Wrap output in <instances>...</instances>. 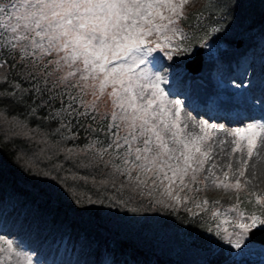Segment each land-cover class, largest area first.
Listing matches in <instances>:
<instances>
[{"label":"snow or ice","instance_id":"snow-or-ice-1","mask_svg":"<svg viewBox=\"0 0 264 264\" xmlns=\"http://www.w3.org/2000/svg\"><path fill=\"white\" fill-rule=\"evenodd\" d=\"M189 2L3 0L0 2V69L4 72L0 76L10 85V90L0 87V107L9 101L24 103L28 116L33 117L44 110L46 114L39 118L57 124L51 133L28 129L26 122L16 117L13 120L24 129V136L37 132L46 144L49 136L59 137L51 143L50 150L54 154L65 152L66 158L74 151L67 147V141L78 140L76 129L84 128L89 142L83 148L76 146L77 154H84L79 167H111L112 172H100V175L112 180L126 175L136 187H147V180L140 176L152 173L153 185L162 188L168 200L177 207L186 203L189 197H181L179 192L188 188L186 177L196 182L197 173L203 170L210 149L202 150V145L211 138L212 126L200 122L199 134H186L187 124L181 127V102L169 100L161 88L166 80L163 69L153 70V67L161 53L171 61L175 56L193 54L194 44L206 46L209 37L223 31L219 26L221 21L215 19L217 13L227 17L232 8L231 0H208L194 14L197 26L193 28L189 23L185 31L180 22L187 19L184 9ZM199 32L203 35H198ZM154 53L157 55L153 56ZM9 67L17 69L15 75L29 87L10 79L5 74ZM89 93L93 99L86 103L82 97ZM105 95L111 101L110 114L89 117L88 110L95 111L96 101ZM77 103L83 110L76 107ZM0 116H4L3 111ZM82 118L93 123L85 124ZM228 135L233 137V153L246 149L247 159L238 170L239 177H243L253 157L264 158V121L254 120ZM231 167L229 164L228 168ZM133 171L138 173L135 178ZM223 175L224 181L214 179L212 183L226 192L233 190L236 206L209 207V201L204 199L193 201L198 212H192V208L186 211L193 216L205 213L200 217V225L233 248L241 249L253 231L264 229V195L248 192L245 201L253 207L241 208L239 194L245 185L239 178L226 182L227 171ZM78 179L87 181L89 177ZM175 189L179 191L173 194ZM209 220L214 223L209 224ZM0 264H33V260L21 243L0 235Z\"/></svg>","mask_w":264,"mask_h":264},{"label":"trees","instance_id":"trees-1","mask_svg":"<svg viewBox=\"0 0 264 264\" xmlns=\"http://www.w3.org/2000/svg\"><path fill=\"white\" fill-rule=\"evenodd\" d=\"M207 3L208 0H203L187 11V19L181 21L185 31H188L189 23L193 28L197 26L194 14ZM231 3L230 15L221 17L217 13L215 16L216 20L221 21L219 26L223 31L207 40L232 46L253 27H264V0H231ZM197 34L203 35L202 32ZM199 45L194 44V49ZM188 57H184V60ZM16 71L9 67L5 74L13 81L21 82L24 87H29L26 81H20L19 76L15 75ZM0 72H4V69H0ZM0 87L10 90V85L2 76ZM82 99L89 103L87 95ZM76 107L83 110L79 103ZM0 111L4 112V116H0V192L5 196L0 201V214L12 208L16 200H21L28 209L33 234L43 236L42 233H45V239L56 232L66 234V226L73 221L82 239L93 250L97 264H102L104 260L101 242L106 238L111 240L118 252L146 260L159 257L173 264H236L234 258L225 252L223 241L200 225V217L205 216V213L193 216L192 212L199 211L193 206L167 207L168 204L163 200L161 203V199L152 193L151 187H136L126 175H118L115 180L100 175V172H112L111 167H79L84 154H77L76 146L83 148L89 142L84 128L76 129L80 136L78 140L67 141V147L74 151L70 158H66L67 153L54 154L50 150L51 143L59 137L49 136V143L46 144L41 142L43 137L37 132L24 136V129L13 120L16 117L25 121L28 129L39 128L41 132L51 133L57 124L39 118L46 114L44 110H40L39 116H28L27 105L9 101L0 107ZM107 111L89 109L88 116L110 114ZM82 120L85 124L93 123L91 119ZM105 159L108 157L105 156ZM58 168L61 170L57 171ZM45 172L49 175L45 176ZM85 176L89 177L87 181L78 179ZM245 196L240 195V204L251 210L253 205L245 201ZM77 198L79 203H76ZM90 200L96 203L91 204ZM121 200L123 203H118ZM73 203L80 208H74ZM94 208L98 216L92 214ZM187 208H192V212L186 211ZM208 223L214 222L209 220Z\"/></svg>","mask_w":264,"mask_h":264},{"label":"rangeland","instance_id":"rangeland-1","mask_svg":"<svg viewBox=\"0 0 264 264\" xmlns=\"http://www.w3.org/2000/svg\"><path fill=\"white\" fill-rule=\"evenodd\" d=\"M202 1L203 0H190V2L185 6V14L188 10L195 8ZM245 34H243L245 37H240L238 44L232 47L225 46L217 41L207 40L206 46H202V63L204 61L213 62V60L216 61L217 58L222 59L230 52H233L234 55H237L239 53L240 45L245 43L247 39L252 38L255 42H258V39L264 38V36H262L264 34V28L256 27ZM256 54L257 53H255L253 56H251V54L250 56L245 54L246 56L243 55L236 59V63L239 62V76L236 78L226 80L227 76L224 74V72L216 76L214 79L209 77V82L212 85V89L217 92V94L204 91L203 94L200 95L201 104L202 101H205V98L208 97L213 98L216 95L224 94L228 96H234L233 93L238 94V92L234 90L233 92H230L228 89V87L234 83L239 85V92H242V90L246 89L249 85L253 87L257 86L258 82L253 81V83L252 79H250L252 70H250V67L246 66L247 64H250L254 68L259 69L264 67V60H259L257 62V60L254 58ZM156 55L157 54L155 53L153 54V56ZM159 55V62L155 64L153 70H160L161 68L163 69V74L166 76V80L161 83V88L164 89L169 100H179L181 102V127L187 124L185 133L199 134L200 130L198 125L200 122H207L212 126L211 138L207 139L202 145V150L210 149L209 158L206 159L205 163L203 164V170L197 173L196 182H191L190 177L185 178L186 182L188 183V188H185L183 191L179 192V195L181 197L187 195L189 200L186 203H182L178 207H190L193 206V201H203L204 199L209 201V207L215 205L221 209H224L236 206L237 199L233 190L226 192L222 186L217 188L212 183L214 179L217 180V182L224 181L223 174L225 171L229 173L228 180L226 182H234L237 178H239L241 183L245 185L241 190L240 195H246L250 191H254L258 195H264V181L259 184H255L250 181L247 172L248 166L245 170V175L243 177H239L238 170L241 167L242 161L247 159V152L246 149H243L241 152L233 153V137L228 135V133L235 129L245 127V125L252 122V120L243 119L236 124H229V130H223L219 133L213 125V123L216 122V119L211 118L212 123H210L203 112L195 113L196 110L193 108L185 107V100L187 102L189 100L192 105H195L196 101L193 99L192 95L185 97L180 95V97H174V94L172 93L180 91L179 87H174V85H172V82L175 80V78L180 79L185 84H189L190 82L194 81V78L196 77L202 80L203 78L201 75L204 74H202L201 67H199L197 72H191L184 65V57L188 55L182 54L175 56L171 61L164 57L162 53ZM171 72L173 73V77ZM228 90L231 94L228 92ZM92 99L93 97L89 93L86 100L90 103ZM248 100L250 101V109H258V103L260 101L259 97L257 98L248 96ZM96 108H98L100 111L102 110L103 112H108L107 110L111 112V101L105 95L96 101ZM209 108H211L210 105ZM262 111L264 110L262 109ZM259 120H264L263 113L262 119ZM219 122L222 124L226 123L225 120H219ZM221 141H223V143H221ZM218 152L220 153L218 154ZM229 164L232 166L231 169L228 168ZM213 165H215V167H213ZM133 172L135 173L134 176L136 177L138 173L135 171ZM140 178L142 180H147V187H151V191L153 187H155V192L152 191V193L159 197L161 201L163 200L164 203L173 204V206H175L173 201L168 200L167 197L163 195L162 188L153 185L152 173L141 175ZM245 181L248 183L245 184ZM165 184H167V182H165ZM189 189H191V191H189ZM177 191H179V189H175L173 194H176ZM4 197V194L0 192L1 202L3 201ZM72 206L76 209L80 208V206L76 203H73ZM239 207L245 208L241 204H239ZM92 214L98 216V211L96 208L93 209ZM232 215L234 214L229 213V216ZM14 216H17L18 219L21 220V227H17V222L14 224L10 219L14 218ZM30 220L31 218L28 209H26L21 200H16L14 207H12L10 210L7 209L4 211V213L0 214V235H5L9 239H13L21 243L23 250L27 251L32 257L33 264H78V260L80 261V264H97L95 261L97 258L94 256L93 250L82 239L80 231L75 228L73 221L69 222V224L66 226V234L63 235L56 232L49 237L46 236L48 238L45 239L43 237L45 233H42L43 236L33 234L34 231L33 229L31 230V227L29 226ZM222 243L225 252L229 253L231 258H234L236 264H264V244L256 242L251 238L247 240V243L241 249L233 248L224 241ZM101 247L103 250L102 252L104 253V260L102 264H122L120 262L125 264H173L159 258H155V260L149 263L141 257L118 252L115 247L112 246L108 238L101 242ZM56 254H60L61 256L59 257ZM75 256L77 258L75 261H73ZM240 256L241 258H239Z\"/></svg>","mask_w":264,"mask_h":264},{"label":"bare ground","instance_id":"bare-ground-1","mask_svg":"<svg viewBox=\"0 0 264 264\" xmlns=\"http://www.w3.org/2000/svg\"><path fill=\"white\" fill-rule=\"evenodd\" d=\"M262 36H264V34ZM255 53L257 54L254 56V58L257 60V62L259 60H264V38L258 39V42H255L252 38L247 39L245 43L240 45L239 53L237 55H234L233 52H230L222 59L217 58L216 61L213 60V62L204 61L201 65L202 74H204L201 75L203 78L202 80L196 77L194 78V81L190 82L189 84H185L180 79L175 78V80L172 82V85H174V87H179L180 91L172 92L174 94L173 96L180 97V95H182L185 97L192 95L193 99L196 101L195 105H192L189 100L188 102L185 100V107L193 108L196 110L195 113L203 112L210 123H212L211 118L216 119V122L213 123V125L219 133L223 130H229V124H236L242 121V119H245L247 116L251 115L253 112H256L255 109H250V101L248 100V96L257 98L259 97L260 101L258 103V108H260V110H264V67L259 69L247 64L246 66L250 67V70H252L250 79H252V82H258V85L255 87L249 85L246 89L242 90V92H239V85L234 83L228 87V89L230 92H233L234 90L238 92V94L233 93L234 96H228L224 94L216 95L213 98L211 97L212 102L211 104L209 103L211 108H209V104H205L203 101L201 104L200 95L203 94L204 91L217 94V92L212 89V85L209 82V77L214 79L222 72H224V74L227 76L226 80L238 77L239 62L236 63V59L245 54H248V56L251 54V56H253ZM171 75L173 77L172 72ZM219 120H225L226 123L222 124L219 122ZM219 153L220 152H218V154ZM247 166L248 178H250V181L255 184H259L264 181V158L253 157V159L248 162ZM11 220L14 224L17 222V227L22 225L21 220H19L17 216H14V218H11ZM76 256L74 257L73 261H75L77 258ZM239 258H241V256ZM78 264H80L79 260Z\"/></svg>","mask_w":264,"mask_h":264},{"label":"water","instance_id":"water-1","mask_svg":"<svg viewBox=\"0 0 264 264\" xmlns=\"http://www.w3.org/2000/svg\"><path fill=\"white\" fill-rule=\"evenodd\" d=\"M201 50L202 48L198 47L196 49L194 56L188 61H186V66L192 71L199 69L201 65L202 62ZM251 239L256 242L264 244V229L253 231V233L251 234Z\"/></svg>","mask_w":264,"mask_h":264}]
</instances>
